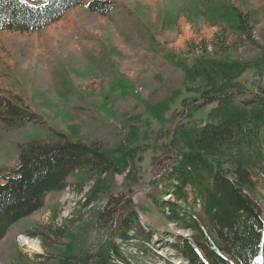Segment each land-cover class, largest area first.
<instances>
[{"label":"trees","instance_id":"obj_1","mask_svg":"<svg viewBox=\"0 0 264 264\" xmlns=\"http://www.w3.org/2000/svg\"><path fill=\"white\" fill-rule=\"evenodd\" d=\"M84 1L0 0V30L39 31ZM187 2L219 30L213 51L203 53L212 60L195 71V86L187 88L202 102L194 99L177 112L170 139L161 148L168 163L151 181L146 206H141L149 215L147 224L133 202L121 203L112 196L97 212L91 227L94 238L70 240L62 252L35 253L37 263L13 262L0 255V264H145L142 257L122 249L134 242L143 256L150 252L162 258L158 244L167 249L165 264H172V258L178 264H264V82L259 79L252 88L239 82L248 68L262 66L230 57L257 44L254 25L233 0ZM85 10L93 19L118 21L121 16L130 27V40L145 43L146 48L158 45L138 13L118 0H89ZM213 101L218 104L207 121L191 123L193 113ZM172 102L164 100L149 114L163 120ZM80 108L101 121V129L115 126L104 111ZM30 124L44 126L46 135L14 141L17 160L0 171V241L28 231L45 247L56 246L71 235L52 223L46 230L29 231L26 218L43 208L51 195L66 190L73 178L92 180L91 197L94 192L105 194L116 174L129 169L126 179L132 178L143 148L132 143L133 126L124 134L128 141L123 137L115 146L109 144V135L74 140L51 126L23 95L0 88V129Z\"/></svg>","mask_w":264,"mask_h":264},{"label":"rangeland","instance_id":"obj_2","mask_svg":"<svg viewBox=\"0 0 264 264\" xmlns=\"http://www.w3.org/2000/svg\"><path fill=\"white\" fill-rule=\"evenodd\" d=\"M88 1L69 9L62 19L39 31L0 30V88L23 95L51 126L74 140L93 141L109 135V144L115 146L133 126L136 138L132 143H138L143 150L135 161L132 178L126 179L129 169L114 175L105 194L94 192L91 197L92 180L76 177L66 190L51 195L43 208L26 218L24 227L29 231L46 230L52 223L71 236L62 238L63 244L47 247L40 239L30 237L27 230L16 239L6 236L0 241V255L9 261L37 263L35 253L62 252L70 240L94 238L91 227L97 212L112 196L121 203L133 202L141 222L147 224L149 215L141 206H146L151 181L168 163L161 148L170 139L177 112L194 99L202 102L187 88L195 86V71H201L212 60L203 53L206 49L208 53L213 51L218 26L204 20L188 0H118L138 13L158 43L146 48L145 43L130 40L125 18L93 19L85 10ZM233 1L249 13L257 38L256 45L239 47L230 55L234 60L261 63V70L250 67L239 77L242 85L252 88L259 79L264 82V0ZM164 100L173 102L159 121L149 113ZM217 104L213 101L196 110L191 123L206 122ZM82 105L104 111L115 126L101 129V121L85 114ZM45 135L44 126L39 124L0 129V171L17 160L14 141ZM124 138L128 141L127 135ZM158 246L162 258L150 252L143 256L136 242L124 244L122 249L142 257L145 264H165L164 259L170 254ZM20 253L22 258L18 257ZM175 262L179 263L172 258L171 263Z\"/></svg>","mask_w":264,"mask_h":264}]
</instances>
